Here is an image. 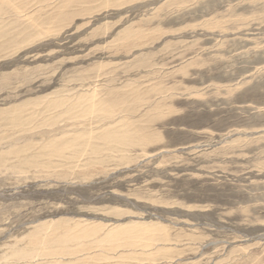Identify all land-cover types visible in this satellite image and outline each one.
Instances as JSON below:
<instances>
[{
    "label": "rangeland",
    "instance_id": "obj_1",
    "mask_svg": "<svg viewBox=\"0 0 264 264\" xmlns=\"http://www.w3.org/2000/svg\"><path fill=\"white\" fill-rule=\"evenodd\" d=\"M0 264H264V0H0Z\"/></svg>",
    "mask_w": 264,
    "mask_h": 264
},
{
    "label": "bare ground",
    "instance_id": "obj_2",
    "mask_svg": "<svg viewBox=\"0 0 264 264\" xmlns=\"http://www.w3.org/2000/svg\"><path fill=\"white\" fill-rule=\"evenodd\" d=\"M89 106V105H88ZM93 108V107H92ZM95 109V108H94ZM92 110V109H91ZM98 110V109H97ZM71 111V110H70ZM110 111V110H109ZM79 113V112H78ZM85 113V112H84ZM88 113V112H87ZM83 117V116H82ZM81 117V118H82ZM84 118V117H83ZM118 130V129H117ZM104 131V130H103ZM115 134H116V132H115ZM115 134H110L109 136L111 137V138H113V140L115 139V138H118ZM82 135V134H81ZM92 135H93V133H92ZM84 136V135H83ZM93 137V136H92ZM86 138V137H85ZM63 139V138H62ZM79 139V138H78ZM106 140V139H105ZM118 141V140H117ZM53 142H55V141H53ZM123 142V141H122ZM121 142V143H122ZM54 144H56V143H54ZM58 144V143H57ZM117 144V143H116ZM123 144V143H122ZM37 145V144H36ZM39 145V144H38ZM53 145V144H52ZM48 146V145H47ZM52 147H56V145L55 146H52ZM44 149V148H43ZM60 149V148H59ZM95 149V148H94ZM65 150V149H64ZM45 152H46V150H45ZM56 153V152H55ZM58 154H59V152H57ZM61 156V155H60ZM41 157V156H40ZM85 238V237H84ZM107 238H109L110 240H114L115 238H116V240H117V234H116V232L115 233H111V234H108L107 235ZM49 247V246H48ZM32 251H33V249H32ZM34 252V251H33ZM76 252V251H75ZM33 254V253H32ZM112 254V253H111ZM38 261V260H37ZM47 263V262H46Z\"/></svg>",
    "mask_w": 264,
    "mask_h": 264
}]
</instances>
